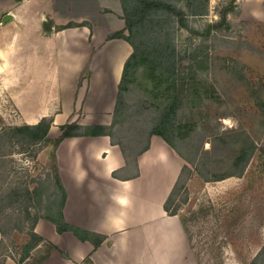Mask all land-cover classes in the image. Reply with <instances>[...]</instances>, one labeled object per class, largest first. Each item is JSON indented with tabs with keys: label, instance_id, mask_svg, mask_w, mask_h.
Here are the masks:
<instances>
[{
	"label": "rangeland",
	"instance_id": "rangeland-1",
	"mask_svg": "<svg viewBox=\"0 0 264 264\" xmlns=\"http://www.w3.org/2000/svg\"><path fill=\"white\" fill-rule=\"evenodd\" d=\"M169 1L177 3L185 25L178 17H155V20L156 29L160 28L164 36L172 39L176 68L182 71L177 73L178 90L174 92L180 95V107L171 117L174 128L170 132L174 134L177 147L192 162L184 160L183 165L187 164L193 174L188 182L189 192L184 188L177 197L182 203L181 213L186 215L189 209L202 207L210 209L207 217L201 218L193 228L200 264H249L264 245V21L246 17L240 0H209V12L202 16L192 14L191 0ZM229 2L233 9L223 21L220 11ZM149 11L151 15L157 14L153 9ZM6 14L5 10H0V264L9 258L18 263L23 260L24 246L34 241L28 234L29 227L38 216L57 211L62 200L52 168L53 144L37 142L27 132L16 135L13 130L29 120V115L22 114L11 97L14 90L23 94L25 85H29V80L23 77H20L23 81L8 79L7 64L15 53V44L21 45L22 51H17L12 60L27 65L26 71L32 72L27 76L34 79L37 95L49 85L51 69L60 70L63 81L68 78L74 91L76 71L80 68H71L68 74L63 69L70 67L48 68L47 55L56 58L55 51L48 52L53 41H42L40 47L36 34L20 38L22 27L38 28L41 35L47 36H50L49 31L60 28L48 26L47 30L35 20L20 17L3 22ZM59 20L60 23L70 21ZM43 22L51 24L52 20L47 17ZM106 22L108 20L102 16L94 27L96 43L104 41L108 34ZM71 23L77 26L89 23L90 27L86 26L90 30L93 27L85 20L67 25ZM215 23L218 28L209 31L208 25ZM33 44L37 46L32 48ZM194 52L208 59V69H203V96L198 98L193 95L191 74L187 69L192 66L188 56ZM112 60L114 63L116 57ZM90 76L83 82L89 81ZM164 88L165 85L160 93L155 92L154 81L141 70L139 77L135 76L124 90L116 123L110 131L113 140L124 147L132 165L149 143L158 118L169 106ZM111 90L102 101L106 110L104 118L111 119L112 123L114 85ZM90 91L88 89L86 99L93 93ZM88 99L86 107L80 108L79 116L85 110L87 119H97L92 99L89 102ZM242 148H253V152L244 172L238 176L244 168V160H235ZM222 243L226 245L220 249ZM49 249L48 243H42L31 252V260L42 259ZM191 264H199L193 249Z\"/></svg>",
	"mask_w": 264,
	"mask_h": 264
},
{
	"label": "crops",
	"instance_id": "crops-1",
	"mask_svg": "<svg viewBox=\"0 0 264 264\" xmlns=\"http://www.w3.org/2000/svg\"><path fill=\"white\" fill-rule=\"evenodd\" d=\"M240 3L246 17L264 21V0H240ZM0 10H5L13 20L19 17L27 21L35 20L47 30L48 26L60 28L83 20L93 26L92 30L87 26L54 29L49 31L50 36L41 35L38 28H20L23 31L20 38L36 34L40 47L42 41H53V46H48V52L55 51L56 58H48L47 55L48 68L70 67L63 69L68 74L71 68L80 67L76 71L78 76L74 91L68 78L63 81L60 70L51 69L49 85L37 95L34 79L27 76L32 73L26 71L27 65H19L12 60L17 51H22V46L15 44V53L7 64V74L9 81H21L20 77L29 80L23 94L14 90L11 95L21 113L29 115L27 123H37L43 117L52 116L53 125L49 131L52 138H57L61 133L59 126L69 121L110 125L111 119L104 118L106 110L102 99L111 94L114 85L115 94L111 103L114 110L123 65L132 49L124 39H107L110 33L125 27L121 1L5 0L0 4ZM79 14L82 16L79 17ZM102 16L108 20L106 26L109 31L104 41L96 43L94 27ZM47 17L52 20L51 24L43 22ZM62 18L70 21L60 23ZM65 42L68 44L63 45ZM122 53L125 57L115 75L118 56ZM114 57L116 60L113 63ZM90 59V79L79 87V76ZM88 89L93 90L87 99L88 102L92 99L97 119H87L85 110H82L81 117L78 113L80 108L86 107ZM56 155L67 194L63 206L66 221L103 235L105 240L95 246L71 232H57L52 222L40 218L34 231L44 239L43 243H51L56 248L40 263L33 262L30 253L22 264H191L192 249L181 220L179 216L168 215L163 207L184 159L161 136H151L149 148L137 155L133 165L127 164L121 147L106 135L67 137L58 146ZM132 166L134 170H131ZM41 246L42 243L34 250ZM4 264L19 263L9 258Z\"/></svg>",
	"mask_w": 264,
	"mask_h": 264
},
{
	"label": "trees",
	"instance_id": "trees-1",
	"mask_svg": "<svg viewBox=\"0 0 264 264\" xmlns=\"http://www.w3.org/2000/svg\"><path fill=\"white\" fill-rule=\"evenodd\" d=\"M120 1L123 9L122 18L125 21V27L122 30L110 33L107 36V39H124L129 43L132 49L129 56L124 62L121 78L118 83L117 98L115 101L112 123L110 125H86L80 124L77 121H69L59 126L61 133L55 139L49 138L48 136L49 131L53 125L52 116L43 117L36 124L25 123L13 127L16 135L27 132L29 136L36 139L37 142H44L46 144L51 142L53 144L54 148L50 155L52 159V168L54 170V179L57 187L62 193L61 204L57 211H55L52 215L47 214L45 216H38L33 221L31 227H29L28 234L31 236V238H34V241L27 242V244L24 246L23 260L20 261L19 264H22L25 259L29 258L31 251L34 250L39 244L43 243L44 239L34 231L35 225L40 218H44L52 222L55 225L57 232H71L82 241H91L95 246H99L105 240V236L103 235L70 224L66 221L63 215V206L66 202L67 194L61 181L56 150L60 143L67 137H97L106 135L111 138L113 143L118 144L121 147L127 164L130 163L128 154L126 153L122 144L113 140L112 132L110 131V129L114 126V123H116L115 121L119 112L122 97L124 95V90L127 88L129 83L133 82L135 76L139 77V72L141 70H143L144 76H148L154 81L155 92L160 93L161 87L165 85L163 91H165V94L169 97L167 98V101H169V106L162 112L161 116L158 118V122L153 126L150 135L161 136L167 142V144H169L184 160L191 162L177 147L174 137L172 136L174 134H171L170 132V129L174 128V125L170 122L171 117L176 114L178 108L180 107L178 106L180 95L177 93L174 94V92L178 90L176 87L177 73H182V71H178L180 70V67L178 70L176 68V49L175 46L171 43L172 39L168 35L164 36V34H162V31L160 32V28L156 29L157 25L155 20V17H158L160 19H162L161 17L163 16L171 17L173 19H176L178 17V21H180L182 25H185V20L182 16L183 12L177 6L176 2H171L169 0ZM191 5L193 11L192 14L194 15L202 16L208 14L209 12V0H191ZM141 9H143L144 11L143 14H141ZM149 9H153V11L157 14L151 15ZM232 9V3L227 4V7L223 8L220 11L221 20L225 21L226 15ZM82 25H89L90 27L89 23H83ZM70 26H77V24L71 23L70 25L61 26L60 29H64ZM213 28H218V24L215 23L213 25H208L209 31H211ZM188 57H190L189 59L192 61L191 68H187L191 74L189 82L192 85L194 97L198 98L203 96L201 92V86L203 85V69H208V66L206 65V61L208 59L204 54H197L195 52L191 53ZM90 63L91 59L88 60L87 64L82 70L78 83L79 86L82 85L84 79H87L91 75ZM184 73L187 74L186 71ZM149 143L139 153L147 150L149 148ZM253 148L251 150L242 148L240 154L236 158L235 161L244 160V168L240 171L238 176L242 175L245 170V166L250 161ZM247 151H250L248 152V155H246ZM244 152L246 154H244ZM192 174L193 170L187 164H184L173 187L171 188L167 198L164 201L163 207L168 215L179 216L186 235L189 239L191 248L195 251L196 258L200 264L201 257L199 252L196 250L197 247L194 243L193 228L201 218L204 219L207 217L210 209L203 207L199 210L189 209V213L183 215L181 213V211L183 210V208L181 207V200L177 199V197L181 193V190H183L184 188L187 193L189 192L188 182L191 179ZM220 179L222 178H218V180ZM48 244L50 245V249L45 254V256L42 259L38 260L36 263H40L50 254V251L53 248H56L53 244ZM225 245V243H222L219 245V248L222 249ZM64 255L67 258L69 257L66 253H64ZM220 263L221 262H219V264ZM249 264H264V245Z\"/></svg>",
	"mask_w": 264,
	"mask_h": 264
},
{
	"label": "bare ground",
	"instance_id": "bare-ground-1",
	"mask_svg": "<svg viewBox=\"0 0 264 264\" xmlns=\"http://www.w3.org/2000/svg\"><path fill=\"white\" fill-rule=\"evenodd\" d=\"M124 53H122V55H119L118 56V58H119V60H118V62H117V69H116V74L115 75H117V73H118V70H119V67L122 65V63H123V60H124Z\"/></svg>",
	"mask_w": 264,
	"mask_h": 264
},
{
	"label": "water",
	"instance_id": "water-1",
	"mask_svg": "<svg viewBox=\"0 0 264 264\" xmlns=\"http://www.w3.org/2000/svg\"><path fill=\"white\" fill-rule=\"evenodd\" d=\"M11 17H12V16L8 14V15L6 16V18H5V22H6L9 18H11ZM46 25H47V24H46ZM47 26H48V25H47Z\"/></svg>",
	"mask_w": 264,
	"mask_h": 264
}]
</instances>
